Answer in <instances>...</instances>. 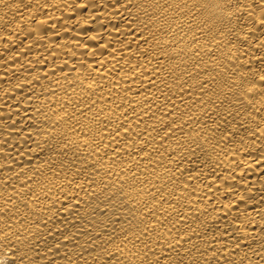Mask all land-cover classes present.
Segmentation results:
<instances>
[{"label": "bare ground", "instance_id": "obj_1", "mask_svg": "<svg viewBox=\"0 0 264 264\" xmlns=\"http://www.w3.org/2000/svg\"><path fill=\"white\" fill-rule=\"evenodd\" d=\"M0 264H264V0H0Z\"/></svg>", "mask_w": 264, "mask_h": 264}]
</instances>
